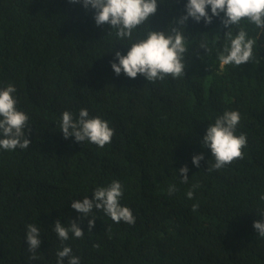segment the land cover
I'll return each instance as SVG.
<instances>
[{
    "label": "trees",
    "instance_id": "1",
    "mask_svg": "<svg viewBox=\"0 0 264 264\" xmlns=\"http://www.w3.org/2000/svg\"><path fill=\"white\" fill-rule=\"evenodd\" d=\"M186 3L158 0L149 29L168 30ZM241 23L256 40L252 60L221 69L227 29L220 17L210 24L189 18L184 77L152 83L114 73L115 52L126 54L130 45L114 30L108 35L110 25L96 26L93 10L69 0H0V88L17 89L31 141L27 149H0V264H57L64 246L80 264H264V238L253 227L264 219V32ZM202 39L208 51L198 47ZM81 108L109 123L111 143L100 148L64 138L62 113L76 117ZM226 110L240 113L236 135L246 134L247 146L242 159L207 172L211 152L201 141ZM200 153L196 167L192 157ZM185 165L189 180L182 183ZM113 180L122 184L120 202L135 224H117L97 209L81 221L72 201L92 198ZM170 185L177 188L172 195ZM57 220H75L83 238L70 234L61 242ZM30 223L42 241L35 259L25 239Z\"/></svg>",
    "mask_w": 264,
    "mask_h": 264
},
{
    "label": "clouds",
    "instance_id": "2",
    "mask_svg": "<svg viewBox=\"0 0 264 264\" xmlns=\"http://www.w3.org/2000/svg\"><path fill=\"white\" fill-rule=\"evenodd\" d=\"M72 4H81L86 10H93V19L98 27L110 25L111 35L113 30L121 44L130 45L126 54L119 50L115 52L110 61L114 73L119 76L122 72L128 78L135 79L138 74L145 77L148 82L163 81L168 77L178 79L185 75V56L189 48L186 44L184 26L189 18L199 23L210 24L213 17H220L223 26L227 29L224 34L225 44L222 52L218 54L220 68L234 65L236 67L253 59L254 45L256 40L249 37L248 31L242 25L246 21L264 32V0H187L185 13L170 24L166 31L151 30L148 21L156 13L158 0H69ZM210 6L211 15L206 10ZM223 13V16H221ZM145 26L148 30L141 34L138 29ZM135 33V35H134ZM198 47L208 51L207 40L202 39ZM17 89L13 84L0 88V149L13 151L17 148L27 149L31 141L27 137L29 129V116L19 110L17 99L13 95ZM241 115L236 110H226L215 118L202 138L201 144L205 149H210L212 162L208 161L207 172L220 170L237 159L243 158L242 149L247 146L246 134L236 135ZM60 130L65 139L74 137L76 142L95 144L103 148L111 143L114 129L106 120L99 116L92 117L86 108L79 110L78 116L74 117L70 111H64L61 115ZM204 159L203 153L193 155L192 163L199 167ZM188 167L179 169L182 174L181 182L189 180ZM194 184L186 195L189 199L194 196ZM172 195L177 191L175 185L167 189ZM123 186L118 180H113L107 186L96 187L92 198L85 196L82 200L76 199L71 203V208L81 213L80 220L90 217L93 209L102 210L111 220L117 224L134 225L136 217L128 206L121 204ZM264 200V195H261ZM199 204L192 205L195 212ZM264 216V212L260 213ZM88 231L95 226V218L88 219ZM253 227L259 237L264 238V219L255 220ZM61 242L70 238L82 239L84 230L75 220L69 221L68 225L57 220L53 226ZM26 242L28 251L35 259V251L40 247V229L34 224H28L26 228ZM93 247L99 248V244ZM57 264H80V257L72 254L70 246H64L57 251Z\"/></svg>",
    "mask_w": 264,
    "mask_h": 264
}]
</instances>
